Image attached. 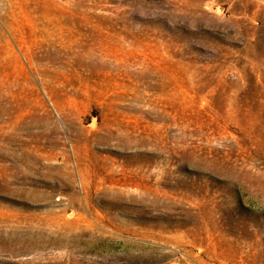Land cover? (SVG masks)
Here are the masks:
<instances>
[{
	"label": "rangeland",
	"instance_id": "374dc122",
	"mask_svg": "<svg viewBox=\"0 0 264 264\" xmlns=\"http://www.w3.org/2000/svg\"><path fill=\"white\" fill-rule=\"evenodd\" d=\"M0 264H264V0H0Z\"/></svg>",
	"mask_w": 264,
	"mask_h": 264
}]
</instances>
